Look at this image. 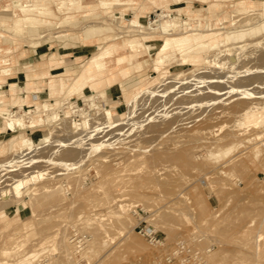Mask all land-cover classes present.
<instances>
[{
  "label": "rangeland",
  "instance_id": "374dc122",
  "mask_svg": "<svg viewBox=\"0 0 264 264\" xmlns=\"http://www.w3.org/2000/svg\"><path fill=\"white\" fill-rule=\"evenodd\" d=\"M237 1L159 4L180 20L190 19L185 8L193 9V23L201 21L202 29L259 25L264 11H238ZM18 2L0 0V65L13 75L22 57L21 86L43 89L46 78L35 75L50 72L55 55L64 68L54 73L65 71L60 75L70 84L105 48L107 67L128 72L112 83L102 76L81 95L43 93L23 104L42 109L45 101L57 107L62 101L86 110L92 94L101 109L91 115L66 107L57 120L7 131L0 112L6 130L0 136V264H195V252L203 264H264V33L247 35L230 50H206L197 63L177 54L156 68L162 35L150 50L129 52L124 42L137 32L121 23L139 16L147 26L157 18L155 3L136 0L105 13L87 6L60 11L52 1L55 14L36 23L32 34L26 24L17 29ZM89 25L113 30L84 38ZM255 39L261 43L250 42ZM30 46L47 54L29 58ZM127 53L130 60L119 64ZM116 82L113 101L105 90ZM4 103L0 111L23 112L12 100ZM140 206L162 244L135 229L133 211ZM74 230L87 237L80 252L71 242ZM179 241L193 252L170 257Z\"/></svg>",
  "mask_w": 264,
  "mask_h": 264
},
{
  "label": "bare ground",
  "instance_id": "6f19581e",
  "mask_svg": "<svg viewBox=\"0 0 264 264\" xmlns=\"http://www.w3.org/2000/svg\"><path fill=\"white\" fill-rule=\"evenodd\" d=\"M54 2L57 9L60 11L69 12L72 9H81L83 7L100 8L103 12H112L114 8L120 6L131 5L136 0H95L94 2L84 3L83 0H25L15 3L14 6L20 10L21 14L15 21L17 29L23 31L25 25H27V30L29 33L36 32V23L46 21L47 17L55 14L50 2ZM151 3L157 4V18L149 20L147 26H144L140 20L139 16H134L131 19H126L125 17L121 20L122 26L128 28L130 32L133 33L132 36L125 40L124 44L128 46L129 52H133L137 49H143L144 51L150 50L152 44L150 41L154 37L162 35V44L159 46L156 56L153 58V63L156 68L160 67L163 61H170L175 55L179 54L184 63H197L203 59V53L206 50L217 48L221 46L225 51L233 49L241 42L247 35L254 36L259 33H264V19L259 25L251 26L249 28H236V29H226L221 30V28H211L209 25L207 29H202V22L198 21L195 25L193 23L192 13H195L193 9L185 8L187 13H190L189 20H180L179 16H174L172 12H167L164 9L161 10L163 6H160V0H148ZM207 1V0H206ZM235 5V4H234ZM236 9L239 11L249 12L256 9L264 11V0H238L236 2ZM200 11V10H199ZM64 14V13H63ZM67 16L66 18H69ZM199 18V17H198ZM200 20V19H199ZM212 21V20H211ZM72 22V21H71ZM127 24H124V23ZM212 23V22H211ZM73 25V24H72ZM85 27V26H84ZM181 32L175 34V31ZM113 27L111 25H89L84 30V38H89L95 34L112 31ZM114 32V31H113ZM116 32V31H115ZM121 36V35H120ZM56 38V37H55ZM253 44L261 43V40L256 41ZM256 41V42H255ZM35 45L40 44V42H34ZM5 45V44H4ZM34 45V46H35ZM31 47V46H30ZM110 53V49L105 48L103 51L95 53L89 60L82 65V69L78 76H76L70 84L66 82L62 75H53L50 80L51 93H66L68 94H80L84 92L86 87H91L96 85L102 76L109 83L114 82L118 75H125L128 69L121 67L120 69L109 68L106 65L105 57ZM6 58V57H5ZM79 58V57H78ZM261 58L264 59V53H262ZM10 60V59H9ZM118 63L121 64L126 60H130V56L127 54L120 55L118 58ZM55 62L54 59L50 61ZM140 66H137L138 68ZM8 69L3 67L0 73L7 72ZM137 75V74H136ZM43 79V78H42ZM123 91H126V86L122 84ZM95 94V93H94ZM24 95V93H23ZM49 95V94H48ZM85 108L75 105V106H64L65 102L60 101V106H56L55 102L45 101L43 103L42 109L23 108V100H14L13 105L20 106L23 108V112H12L9 108L0 111L4 117L0 114V117L6 118V128L10 130H19L24 127H34L39 121L49 122L57 120L61 115L59 112L64 111V108H71L72 112L79 111L83 116L93 114L92 111L97 107L101 109L100 106H96L95 97L92 94L87 95ZM126 101L129 103L131 97L126 96ZM68 102V101H67ZM42 103V101H37L36 104ZM68 104V103H67ZM262 106H257V109H262ZM1 109V108H0ZM67 112V111H65ZM63 114V113H62ZM101 119V118H100ZM108 119H112L108 117ZM107 119V120H108ZM110 121V120H109ZM40 124V123H39ZM78 125V124H77ZM231 147L225 151L228 153ZM4 152V148H0V153ZM27 152V151H25ZM25 152H23L25 154ZM29 153V152H28ZM20 156V155H19ZM26 156V155H25ZM23 157V156H22ZM20 158V157H19ZM13 161V160H11ZM17 161V160H14ZM11 163V162H10ZM14 163V162H13ZM219 167V166H218ZM214 170V169H213ZM254 221V220H253ZM72 259V258H71ZM23 263V262H21ZM20 263V264H21Z\"/></svg>",
  "mask_w": 264,
  "mask_h": 264
},
{
  "label": "crops",
  "instance_id": "0c3cea01",
  "mask_svg": "<svg viewBox=\"0 0 264 264\" xmlns=\"http://www.w3.org/2000/svg\"><path fill=\"white\" fill-rule=\"evenodd\" d=\"M40 46H37V47H34V46H31V48H32V50H30V53H29V56H27V57H29V58H32V57H34V56H36V55H41V56H43V54H47V52H45V53H39L38 52V49L37 48H39ZM67 54H70V52H68ZM65 55V54H64ZM83 55L84 54H82V55H78L77 57H76V59L77 60H80L82 57H83ZM79 57V58H78ZM62 58L63 57H59L58 55H55L54 57H52V58H49L50 59V61L52 60V59H54L55 60V62H53V63H51L50 61V63H51V65H50V72H47L45 75H39V74H36L35 76L37 77V78H39V79H42V78H46V80H45V83H46V85H47V87H46V85H45V87L43 88V89H38L37 87H30V88H28V87H26V86H21L20 85V80H19V77L22 75V74H25V72L22 70V64H21V62L20 61H22L23 60V58L21 57H19L18 58V60L17 61H19V62H17V64L14 66V68H13V75H11L10 74V69H9V67H7V66H2V65H0L1 67H0V70L3 68V67H6L7 69H8V71L7 72H4V73H0V90L2 89V88H4V87H8L7 89H8V91H9V93L8 94H1L0 93V105H2V106H4L5 105V100H6V104L7 103H9L11 100H12V102L14 101V100H22V99H24V103L25 102H28V103H32V102H35L36 100H39V99H41L42 98V95H43V93H46V94H53V93H51V89H50V80H51V76H53V75H59V74H61V73H65V71H61V72H58V73H54V71L55 70H58V69H63L64 68V66L62 65ZM1 63V62H0ZM70 70V69H69ZM69 70H67L66 71V73L69 71ZM40 74H42V73H40ZM50 74V75H49ZM10 75V76H9ZM6 76H8L6 79H5V77ZM30 76V75H29ZM34 76V77H35ZM39 76V77H38ZM118 85H117V82L116 83H114V85H112V86H108L107 87V90H105L106 91V93H107V95H108V98L109 99H112L113 101H115L114 99L116 98V97H119V88L117 87ZM86 88H88V87H86ZM85 88V89H86ZM89 88H91L90 86H89ZM85 91V90H84ZM23 93H24V95H23ZM84 92H82V93H80L79 95H81V94H83ZM55 94H59V93H55ZM3 98V99H2ZM42 102L43 101H45V100H41ZM120 106V104L119 105H117L116 106V108H118ZM2 126H4V123L3 122H1L0 123V136H5L4 135V132H6V130L7 131H9L10 129H3L2 128ZM5 127H6V125H5Z\"/></svg>",
  "mask_w": 264,
  "mask_h": 264
},
{
  "label": "built area",
  "instance_id": "2783aa9c",
  "mask_svg": "<svg viewBox=\"0 0 264 264\" xmlns=\"http://www.w3.org/2000/svg\"><path fill=\"white\" fill-rule=\"evenodd\" d=\"M137 223L135 225V229L145 237L151 244L153 245H160L163 243V239L158 234V231L149 224L148 222V210L145 207H137L133 211ZM87 237L82 235L78 230H74L71 236V242L76 247V252H80L87 247ZM187 252H193L190 247L187 246V243L184 241H179L176 245L175 249L173 250L170 257L173 255L181 256L185 255ZM195 264H203L201 260L198 259V252H195Z\"/></svg>",
  "mask_w": 264,
  "mask_h": 264
}]
</instances>
